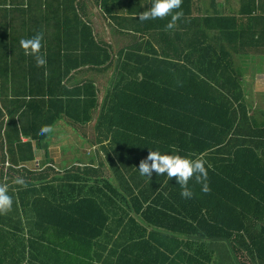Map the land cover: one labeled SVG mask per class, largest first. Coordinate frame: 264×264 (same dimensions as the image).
Here are the masks:
<instances>
[{"label":"trees","instance_id":"trees-1","mask_svg":"<svg viewBox=\"0 0 264 264\" xmlns=\"http://www.w3.org/2000/svg\"><path fill=\"white\" fill-rule=\"evenodd\" d=\"M94 1L106 39L83 18L86 0H0V78L17 88L0 151L14 201L0 213V264H264V111L243 81L264 56L248 50L264 18L196 15L182 0L166 30L171 16L139 20L152 0ZM36 33L43 66L19 44ZM87 66L113 72L103 101L96 82L70 84ZM59 120L94 123L97 164L53 166ZM151 150L207 161L209 191L192 180L184 198L175 177L141 176Z\"/></svg>","mask_w":264,"mask_h":264},{"label":"crops","instance_id":"crops-1","mask_svg":"<svg viewBox=\"0 0 264 264\" xmlns=\"http://www.w3.org/2000/svg\"><path fill=\"white\" fill-rule=\"evenodd\" d=\"M243 10H252L251 17L264 18V0H196L194 6V13L196 15H229L241 16ZM88 20L94 28L96 34L102 39H106V35L111 34V28L108 23L100 16L99 9L95 6L94 0H86V8H84L83 18ZM104 22L100 25L97 22ZM264 21V20H262ZM98 29L100 31H98ZM257 33L261 34L264 31V24H260L255 29ZM263 40L258 42V46L254 44L248 50L264 51V33H262ZM236 60L239 61L237 58ZM74 74V75H73ZM73 79L70 84L83 83L92 80L97 83L99 88L100 101L106 99L108 92L113 81V72L110 70L105 74H97L90 67L83 68L81 71L73 72ZM243 81L246 85V93L248 92V99H260L264 96V56H257L254 61L250 60L244 72ZM16 82L11 78L7 80L0 78V151L7 152V142L4 135V130L9 119V111L12 110L13 105L10 101L17 98ZM253 85L248 88L247 85ZM102 91V92H101ZM101 94V95H100ZM254 107V105H253ZM254 109H256L254 107ZM264 109V108H263ZM2 125V128H1ZM83 129L77 131L74 127L69 125L65 120H59L52 129V135L49 139L50 158L52 159L53 166L60 172L68 170L74 165H88L95 161L97 164V153L95 152L99 146L92 144L94 139V123L82 127ZM26 140V139H24ZM92 145L95 151L82 152V146ZM81 149V150H80ZM100 149V148H99ZM72 153H70V151ZM46 153L42 150H36V159L32 162L30 167L36 168V164L40 167L41 163L46 158ZM1 159V152H0ZM1 162V160H0ZM8 164V161H6Z\"/></svg>","mask_w":264,"mask_h":264},{"label":"clouds","instance_id":"clouds-1","mask_svg":"<svg viewBox=\"0 0 264 264\" xmlns=\"http://www.w3.org/2000/svg\"><path fill=\"white\" fill-rule=\"evenodd\" d=\"M182 0H152L151 7L139 15V20H148L164 18L171 16L169 22L165 25L166 30L175 27L176 20L183 15L180 9ZM43 35L36 33L29 38H21L20 47L24 50L25 55L31 54L37 66H43L47 60L44 55L39 54L42 47ZM48 126H41L40 134L50 132ZM211 167L207 161L202 158H193L188 155L161 153L160 151L151 150L148 157L139 164V174L151 178L153 172L158 175L166 174L168 178L175 177L181 191L180 195L184 198L193 196L192 188L189 182L194 180L201 185L203 192L209 191L207 179L208 169ZM16 183H24L22 179H17ZM13 196L9 192V185L0 183V213L11 209L13 205Z\"/></svg>","mask_w":264,"mask_h":264},{"label":"rangeland","instance_id":"rangeland-1","mask_svg":"<svg viewBox=\"0 0 264 264\" xmlns=\"http://www.w3.org/2000/svg\"><path fill=\"white\" fill-rule=\"evenodd\" d=\"M97 22H98V20H97ZM98 23H100V25H101V27H102V25H104V22H98ZM98 31H100L99 29H98ZM105 37H108V35H106ZM101 38V37H100ZM249 63V62H248ZM248 86V88H251V87H253V85H247ZM245 88H246V85H245ZM102 92V91H101ZM101 95V94H100ZM246 96H247V98H249L248 97V92L246 93ZM260 99H257V100H252V103L254 104V107L255 108H258V109H263L264 108V96H260L259 97ZM263 111H264V109H263ZM81 150V149H80ZM70 151V153H72V151L71 150H69ZM88 151H91L90 153H92V151H95V148H92V145H91V147H90V145L88 144V145H85V146H82V152H88ZM96 152V151H95Z\"/></svg>","mask_w":264,"mask_h":264},{"label":"built area","instance_id":"built-area-1","mask_svg":"<svg viewBox=\"0 0 264 264\" xmlns=\"http://www.w3.org/2000/svg\"><path fill=\"white\" fill-rule=\"evenodd\" d=\"M36 168H37V169L39 168L38 164H36Z\"/></svg>","mask_w":264,"mask_h":264}]
</instances>
